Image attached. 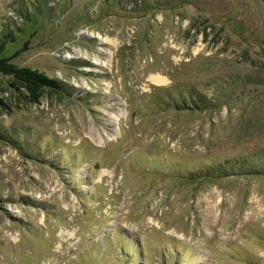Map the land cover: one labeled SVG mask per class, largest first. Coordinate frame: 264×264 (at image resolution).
Listing matches in <instances>:
<instances>
[{"label":"rangeland","instance_id":"374dc122","mask_svg":"<svg viewBox=\"0 0 264 264\" xmlns=\"http://www.w3.org/2000/svg\"><path fill=\"white\" fill-rule=\"evenodd\" d=\"M14 24L1 57L64 89L0 74V264H264L262 0H0Z\"/></svg>","mask_w":264,"mask_h":264},{"label":"trees","instance_id":"16d2710c","mask_svg":"<svg viewBox=\"0 0 264 264\" xmlns=\"http://www.w3.org/2000/svg\"><path fill=\"white\" fill-rule=\"evenodd\" d=\"M262 1L264 2V0ZM50 10L51 8H48L47 11L50 12ZM28 22H31V20L27 18L24 24ZM14 31H18V28L15 24L9 28L3 29L0 34V74L5 77L11 78L16 84H19L21 87H23L26 99L31 104H38L40 99L47 92L51 94L63 92L64 87L59 81L49 79L44 74L39 73L38 71L28 68H22L13 63V58H15L16 55L22 52L23 49H20L14 56L1 57V55L5 52L7 46L15 43L16 38L13 37ZM28 44L29 43L26 42L23 48L25 49ZM184 97L185 96L182 93L176 94V99L173 101L176 110L183 111L189 107L184 101ZM202 99H198L197 101L192 100L193 107L195 108H192L191 110H196L197 108H199L197 106H201V109L204 112L214 108L215 105L213 103H211L210 101H206L204 97ZM1 135L2 134L0 133V140H2L1 138H3V136Z\"/></svg>","mask_w":264,"mask_h":264},{"label":"bare ground","instance_id":"6f19581e","mask_svg":"<svg viewBox=\"0 0 264 264\" xmlns=\"http://www.w3.org/2000/svg\"><path fill=\"white\" fill-rule=\"evenodd\" d=\"M151 80H153V82H155L157 85L165 83L164 79H162V78H160L158 76H152Z\"/></svg>","mask_w":264,"mask_h":264}]
</instances>
